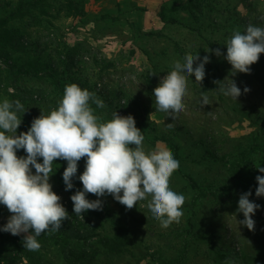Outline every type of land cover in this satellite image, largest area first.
Instances as JSON below:
<instances>
[{"label": "rangeland", "instance_id": "374dc122", "mask_svg": "<svg viewBox=\"0 0 264 264\" xmlns=\"http://www.w3.org/2000/svg\"><path fill=\"white\" fill-rule=\"evenodd\" d=\"M74 1L85 8L84 1ZM196 3L201 8H189L186 0L161 5L160 30L142 32L133 27L128 32L123 22V27H112L122 37H104L101 32L110 21L86 27L83 15L68 18L74 13L68 0H0L3 27L20 38L19 51L0 44V100L10 101V95L16 93L14 76L18 72L9 76L7 61L37 73L18 79L21 92L16 94L26 111L17 113L21 118L17 135L26 132L34 118L57 107L65 85L76 84L103 101L102 108L89 101L100 122L110 120L113 112L134 118L135 127L144 135L141 147L146 155L159 150L176 155L179 166L168 185L185 197L179 223L162 228L147 213V200L129 210L111 195L100 197L107 221L97 232L115 242L119 239L120 244L102 256L101 264H159L163 259L176 264L183 247V264H264V197L255 196V177L264 175L257 171L264 167V53L249 66L248 73L234 76L223 59L225 42L234 31L243 32L248 25L264 28V0ZM213 49H220L221 56L214 55ZM196 53L200 58L207 55L209 62L199 84L191 76L186 80L183 111L173 119L155 112L153 89L174 64ZM227 79L241 91L236 102L215 91V82L228 83ZM202 96L208 98V105L201 106ZM167 125L171 130L165 131ZM17 153L26 155L22 149ZM238 160L241 169L233 174ZM65 167V161L54 160L49 183L67 218H73L69 197L82 185L74 178L73 189L64 190L61 174ZM82 171L83 158L78 161L77 177ZM183 175L191 177L197 188ZM249 191V200L260 206L251 216L252 231L239 225L243 217L236 213L239 196ZM86 198L97 199L94 194ZM9 215L0 219V226ZM192 233L204 238L191 237ZM39 253L49 264H62L56 244L49 243Z\"/></svg>", "mask_w": 264, "mask_h": 264}, {"label": "clouds", "instance_id": "9594fccd", "mask_svg": "<svg viewBox=\"0 0 264 264\" xmlns=\"http://www.w3.org/2000/svg\"><path fill=\"white\" fill-rule=\"evenodd\" d=\"M224 47L223 59L231 66V75L248 73L249 66L264 53V28L248 25L243 32L234 31ZM212 52L221 56L220 49ZM208 62L207 55L200 58L196 53L174 64L153 89V110L168 119L183 111L186 80L191 76L199 84ZM227 80L228 83L216 81L215 91L236 102L241 91L234 81ZM247 91L245 87L244 92ZM89 101L97 108L104 107L103 101L88 90L76 84L65 85L57 107L34 118L27 131L17 135L21 124L17 113L26 110L18 100H0V205L10 213L0 232L13 236L24 234L21 243L27 251H37L40 245L36 238L59 230L67 218L60 197L49 183L56 159L66 162L61 174L64 190L73 189L74 178L82 185L69 197L72 213L82 219L81 214L88 210H101L99 198L105 195H111L129 210L147 200L145 207L150 218L165 229L179 223L182 216L185 197L168 185L178 161L166 150L146 155L141 147L144 135L135 127L131 115L113 112L110 120L100 122ZM200 104L208 105V98L202 96ZM169 130L171 126H165V131ZM21 149L26 155L18 157L16 153ZM38 158L41 162H37ZM81 158L83 171L77 177ZM257 171L264 174V167ZM255 182V196L264 197V175H257ZM87 194H94L97 199L89 200ZM250 195L251 191L239 196L236 213L243 217L239 225L252 231L251 216L260 206L249 200Z\"/></svg>", "mask_w": 264, "mask_h": 264}, {"label": "trees", "instance_id": "16d2710c", "mask_svg": "<svg viewBox=\"0 0 264 264\" xmlns=\"http://www.w3.org/2000/svg\"><path fill=\"white\" fill-rule=\"evenodd\" d=\"M197 0H186L189 8H201L200 3H196ZM68 3L73 9L72 15H83V7L78 5L77 1L68 0ZM192 13V12H191ZM193 14V13H192ZM160 17V16H159ZM5 20H0V44L7 47L12 51L20 50V38L17 37L13 30H7L3 24ZM7 72H10L9 76H13L14 72H18L14 76V89L19 94L21 89L19 88L18 79L19 76L36 77L37 73L29 72L26 67L7 61L5 63ZM16 93L10 95V101L18 100L21 104L23 100ZM19 113V112H18ZM255 143L249 148V153H252ZM173 149H176V145H171ZM17 156L18 153H16ZM176 159V155L174 157ZM244 156L241 157L243 160ZM241 169V161L233 164V174ZM188 184L196 189L197 185L187 175H183ZM94 200V199H89ZM10 214L6 208L0 205V219H3L6 215ZM107 221L106 215L101 210H88L85 216L80 218L78 215H74L73 218H66L62 221L61 228L55 232L42 233L37 237V241L40 248L43 250L49 243L56 244L59 253L62 258V264H101V258L107 252L113 251L118 245L117 242L109 237L101 236L96 228H100ZM191 237H197L199 239L204 238L202 235L192 233ZM24 235L19 236H7L0 233V264H49L41 255L40 248L37 251H27L22 247V239ZM151 259L153 258L152 255ZM223 258V257H222ZM154 259V258H153ZM185 261V247H183L176 264H183ZM25 262V263H24ZM128 264V263H127ZM158 264V262L156 263ZM159 264H172L170 259L159 260Z\"/></svg>", "mask_w": 264, "mask_h": 264}, {"label": "crops", "instance_id": "0c3cea01", "mask_svg": "<svg viewBox=\"0 0 264 264\" xmlns=\"http://www.w3.org/2000/svg\"><path fill=\"white\" fill-rule=\"evenodd\" d=\"M84 1L83 17L85 26H95L110 21L106 30L101 32L104 37H122L113 25L125 23L128 32L133 27L139 28L142 32L157 31L161 29L163 22L159 17V8L170 0H82ZM75 16L68 15L73 19ZM77 19V17H76ZM75 19V22L77 21ZM122 32H126L125 29ZM114 39V38H113ZM120 44V43H119Z\"/></svg>", "mask_w": 264, "mask_h": 264}]
</instances>
